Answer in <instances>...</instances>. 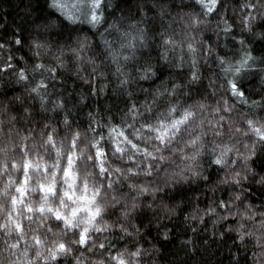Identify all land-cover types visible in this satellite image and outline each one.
Returning a JSON list of instances; mask_svg holds the SVG:
<instances>
[{
    "label": "clouds",
    "instance_id": "clouds-1",
    "mask_svg": "<svg viewBox=\"0 0 264 264\" xmlns=\"http://www.w3.org/2000/svg\"><path fill=\"white\" fill-rule=\"evenodd\" d=\"M0 264H264V0H0Z\"/></svg>",
    "mask_w": 264,
    "mask_h": 264
}]
</instances>
